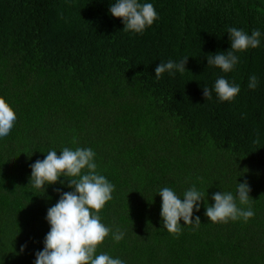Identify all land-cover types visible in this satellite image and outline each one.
<instances>
[{
    "label": "trees",
    "instance_id": "16d2710c",
    "mask_svg": "<svg viewBox=\"0 0 264 264\" xmlns=\"http://www.w3.org/2000/svg\"><path fill=\"white\" fill-rule=\"evenodd\" d=\"M115 2L0 0V97L16 113L0 139V264H35L43 250L56 189H74L34 188L30 165L64 147L91 148L97 172L114 185L99 213L112 231L96 255L125 264H264V0H139L158 13L143 33L123 30L109 10ZM229 27L261 36L225 73L207 57L230 49ZM185 57L183 74L155 78L159 63ZM219 77L240 86L234 100L218 99ZM245 180L255 215L211 222L213 193L235 195ZM193 186L204 194L193 214L201 222L181 219L179 235L170 234L158 192L168 187L183 199Z\"/></svg>",
    "mask_w": 264,
    "mask_h": 264
},
{
    "label": "clouds",
    "instance_id": "9594fccd",
    "mask_svg": "<svg viewBox=\"0 0 264 264\" xmlns=\"http://www.w3.org/2000/svg\"><path fill=\"white\" fill-rule=\"evenodd\" d=\"M110 13L116 18H122L125 32L143 33L156 19V12L152 3H140L139 0H116L110 6ZM231 47L227 51H220L208 55V66H216L223 72L233 71L239 63L238 52L260 46L261 32L256 29L249 35L242 29L229 27ZM189 57L179 62L172 60L159 63L155 67V78L159 80L165 72L175 75L178 71L184 73ZM257 77L249 78L248 87H257ZM214 91L221 102L232 101L240 92V86L229 83L224 77H219L214 84ZM206 100L212 98V90L203 87ZM16 113L5 98L0 97V139L6 138L14 127ZM72 143H76L73 137ZM95 152L91 148L77 147L75 150L64 147L60 155L57 151L47 152L43 160H37L30 165V184L36 189H45L46 185L57 182L74 189L61 193L58 202L47 210L46 219L50 224V231L46 234L44 248L35 253V264H125L119 258H112L106 253L96 255L97 248L112 231L106 227L100 218V211L112 199L114 185L107 178L97 172L94 162ZM65 177V180H61ZM250 185L247 180L239 182L236 194L218 191L213 193L214 204L206 207L205 216L213 223H227L229 220L243 219L247 222L255 213L250 206ZM158 194L162 197L161 217L163 227L170 234L178 236L181 232V219L185 225L199 224L200 217L193 220L194 209L200 210V203L204 201V194L195 186L183 194V199L168 187L162 188ZM239 205H248L247 209ZM124 233L119 229L113 234L118 243ZM25 246H21V251Z\"/></svg>",
    "mask_w": 264,
    "mask_h": 264
}]
</instances>
